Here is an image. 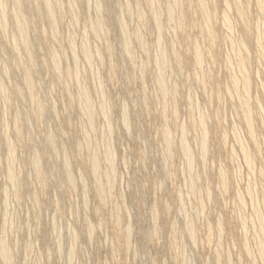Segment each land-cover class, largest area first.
<instances>
[{
	"label": "rangeland",
	"instance_id": "374dc122",
	"mask_svg": "<svg viewBox=\"0 0 264 264\" xmlns=\"http://www.w3.org/2000/svg\"><path fill=\"white\" fill-rule=\"evenodd\" d=\"M36 1H0V264H263L262 1L50 0L51 12Z\"/></svg>",
	"mask_w": 264,
	"mask_h": 264
},
{
	"label": "bare ground",
	"instance_id": "6f19581e",
	"mask_svg": "<svg viewBox=\"0 0 264 264\" xmlns=\"http://www.w3.org/2000/svg\"><path fill=\"white\" fill-rule=\"evenodd\" d=\"M0 1H1V0H0ZM15 1H16V3H18L19 0H15ZM35 1H36V0H35ZM49 1H50V0H45V2H44V3H45V4H44V7L46 6L48 12H51V11H52V8L54 9V7L51 8V6L49 5ZM156 1H157V0H156ZM156 1H154V2H156ZM179 1H180V0H179ZM198 1H199V0H198ZM203 1H204V0H203ZM234 1H235V0H234ZM234 1H233V3H234ZM237 1H238V0H237ZM257 1H258V0H257ZM257 1H256V2H257ZM261 1H262V4H264V3H263V0H261ZM2 2H3V1H2ZM57 2H60V1H57ZM97 2H98V1H97ZM147 2H148V1H147ZM149 2H150V1H149ZM170 2H171V1H170ZM4 3H5V2H4ZM4 3H3V5H4ZM14 3H15V2H14ZM53 3H54V1H53ZM60 3H61V2H60ZM172 3H173V2H172ZM174 3H175V2H174ZM204 3H206V2H204ZM238 3L241 4L240 2H238ZM245 3H247V2H245ZM0 4H1V2H0ZM12 4H13V0H12ZM34 4H37V1H36ZM34 4H33V5H34ZM95 4H96V6L100 7L99 2H98V5H97V3H95ZM150 4H151V3H150ZM152 4H153V3H152ZM156 4H157V3H156ZM156 4H155V5H156ZM167 4H168V3H167ZM202 4H203V3H202ZM202 4H200V5H202ZM258 4L260 5V7H259L260 10H264V7L261 5V2H258ZM258 4H257V5H258ZM1 5H2V4H1ZM1 5H0V6H1ZM13 5H14V4H13ZM15 5H19V4H15ZM20 5H21V4H20ZM51 5H53V4H51ZM55 5H56V3H55ZM157 5H158V4H157ZM180 5H181V2H180ZM206 5H207V4H206ZM228 5H229V4H228ZM228 5H226V7H227ZM242 5H243V4H242ZM242 5H241V6H242ZM57 6H59V4H58ZM158 6H159V5H158ZM158 6H156V8H158ZM202 6H204V4H203ZM234 6H236V5H234ZM3 7H4V6H3ZM3 7H2V10H1V11H2V15H3ZM5 7H6V6H5ZM14 7H16V6H14ZM18 7H20V6H18ZM152 7L154 8V6H152ZM152 7H151V8H152ZM172 7H173V6H172ZM176 7H178V6L176 5ZM176 7H175V8H176ZM181 7H182V6H181ZM199 7H200V6H199ZM230 7H231V6H230ZM236 7H237V6H236ZM20 8H21V7H20ZM20 8H19V9H20ZM33 8H34V7H33ZM38 8H39V7H38ZM38 8H37V5H36V9H37V10H38ZM56 8H57V7H56ZM151 8H150V9H151ZM203 8H204V7H202V9L200 10L201 12L203 11ZM206 8H207V7H206ZM241 8H242V7H241ZM257 8H258V7H257ZM259 8H258V9H259ZM0 9H1V8H0ZM6 9H7V8H6ZM15 9H16V8H15ZM22 9H23V8H22ZM22 9H21V10H22ZM61 9H62V8H61ZM127 9H128V8H127ZM138 9H139V8H138ZM161 9H162V8H161ZM168 9H170V7H169ZM181 9H182V8H181ZM229 9H230V8L228 7V10H227V11H230V10H231V9H230V10H229ZM235 9H236V8H235ZM246 9H247V7H246ZM57 10H58V9H57ZM96 10H100V9H99V8H96ZM207 10H208V9H207ZM236 10H237V9H236ZM239 10H241V9H239ZM244 10H245V9H244ZM260 10H258V11L260 12ZM14 11H15V10H14ZM127 11H129V10H127ZM153 11H154V10H151V12H153ZM242 11H243V10H242ZM242 11H240V12H242ZM4 12H5V10H4ZM17 12H18V14H21V13H19V10H18ZM45 12H46V11H45ZM58 12H59V11H58ZM58 12H57V13H58ZM166 12H168V11H166ZM176 12H177V8H176ZM179 12H180V11H179ZM207 12L209 13V10H208ZM207 12H206V13H207ZM14 13H15V12H14ZM53 13H54V11H53ZM97 13H98V12H97ZM154 13H155V12H154ZM158 13H159V12H158ZM168 13H169V15H168ZM168 13H167V16H170L171 18H173L174 14H175V13L173 12V8H171V9L169 10ZM180 13H182V12H180ZM206 13H205V14H206ZM213 13H214V12H213ZM236 13H239V12L236 11ZM243 13H244V12H243ZM246 13H247V12H246ZM246 13H245V14H246ZM260 13H261V12H260ZM15 14H16V13H15ZM152 14H153V13H152ZM239 14H241V13H239ZM2 15H1V17H2ZM4 15H7V13H5ZM13 15H14V14H13ZM13 15H12V16H13ZM25 15H26V14H25ZM51 15L55 16L54 14H50V16H51ZM139 15H140V12H139ZM178 15L180 16V14H178ZM182 15H183V14H182ZM242 15H244V14H242ZM14 16H15V15H14ZM14 16H13V17H14ZM16 16H17V15H16ZM143 16H144V15H143ZM154 16H155V14H154ZM186 16H187V15H186ZM202 16H203V15H202ZM204 16H205V15H204ZM206 16H207V15H206ZM209 16H210V15H209ZM211 16H212V15H211ZM239 16H240V15H239ZM248 16H249V15H248ZM3 17H4V16H3ZM3 17H2V18H3ZM5 17H6V16H5ZM5 17H4V20L7 19V18H5ZM18 17H19V16H18ZM22 17H23V18H22ZM22 17L19 18L18 20H16L17 22H19L18 25H16V26H18V27H16V28H17V30L19 29L18 31H19L20 37H22V39L25 40L26 46H27V48H28V47H29V43H27V42H29V40H27V38H28L29 36L26 35V31H27V28H28V27L26 26V20L24 19L23 14H22ZM100 17H101V16H100ZM170 17H169V18H170ZM174 17H175V16H174ZM176 17H177V14H176ZM182 17H183V16H182ZM182 17H181V19H182ZM207 17H208V16H207ZM213 17H214V16H213ZM224 17H225L224 19H225L226 21H228L227 18H230V17H228L227 13H226V15H225ZM245 17H246V15H245ZM262 17H263V16H262ZM49 18H50V17H49ZM96 18H97V17H96ZM153 18H155V17H153ZM184 18H185V17H184ZM184 18H183V19H184ZM202 18H203V17H202ZM209 18H210V17H209ZM211 18H212V17H211ZM211 18H210V19H211ZM239 18H240V17H239ZM247 18H249V17H247ZM23 19L25 20V22H24ZM46 19H47V18H46ZM155 19H156V18H155ZM155 19H154V20H155ZM175 19H176V18H175ZM241 19H242V18H241ZM0 20H1V21H0V25H2V24L4 23V21H3L1 18H0ZM49 20H50V19H49ZM95 20L97 21L98 18L95 19ZM140 20H141V19H140ZM144 20H145V18H144ZM178 20L180 21V19H178ZM203 20H204V19H203ZM225 20H224V21H225ZM230 20H231V19H230ZM230 20H229L228 23H231ZM16 21H15V22H16ZM50 21H51V20H50ZM74 21H76V20H74ZM98 21H103V19L98 20ZM179 21H177V22H179ZM226 21L224 22L225 25L228 24V23H226ZM245 21H246V20H245ZM5 22L7 23V20H6ZM155 22H156V20H155ZM204 22H206V20H204ZM210 22H211V21H210ZM243 22H244V20L241 21V23H242V24H245V23H243ZM263 22H264V21H263ZM96 23H97V22H96ZM158 23H159V22H158ZM248 23H249V22H248ZM16 24H17V23H16ZM27 24H29V23H27ZM50 24H51V23H50ZM54 24H55V22H54ZM92 24H93V23H92ZM98 24H99V23H98ZM101 24H102V23H101ZM101 24L99 25L100 27L102 26ZM246 24H247V22H246ZM246 24H245V25H246ZM3 25L6 26L5 24H3ZM3 25H2V27H3ZM56 25H57V24H56ZM178 25H180V24L178 23ZM225 25H224V26H225ZM228 25H229V24H228ZM91 26H93V25H91ZM204 26L206 27V24H205ZM229 26H230V25H229ZM229 26H228V27H229ZM26 27H27V28H26ZM55 27H56V28H54V29H55V31H56V30H57V26H55ZM104 27H105V26H104ZM124 27H125V26H124ZM209 27H210V26H209ZM226 27H227V26H225V28H226ZM228 27H227L226 29H228L227 31L229 32L230 29H231L232 27H231L230 29H229ZM256 27H257V29L259 28L257 25H256ZM256 27H255V28H256ZM4 28H5V27H4ZM4 28H2V29H4ZM51 28H52V27H51ZM92 28H93V27H92ZM178 28H179V27H178ZM241 28H243V27L241 26ZM245 28H247V27H245ZM255 28H254V29H255ZM206 29H207V28H206ZM247 29H249V28H247ZM17 30H16V31H17ZM28 30H29V29H28ZM93 30H94V29H93ZM120 30H122V28H121ZM125 30H126V28H125ZM208 30H209V28H208ZM211 30H212V29H211ZM211 30H209L208 32H211ZM224 30H225V29H224ZM243 30H244V29H243ZM243 30H242V31H243ZM126 31H127V30H126ZM178 31H179V30H178ZM245 31H246V30H245ZM248 31H249V30H248ZM248 31H246V32H248ZM257 31H258V30H257ZM263 31H264V30H263ZM139 32H140V31H139ZM159 32H160V31H159ZM208 32H207V33H208ZM231 32H232V31H231ZM231 32H230V34H231ZM261 32H262V31H261ZM4 33H6V32H3V34H4ZM102 33H103V32H102ZM127 33H128V32H127ZM135 33H137V32H135ZM253 33H254V31H253ZM258 33H260V32H258ZM51 34L53 35L52 32H51ZM56 34H57V33H56ZM94 34H95V33H94ZM121 34H122V33H121ZM137 34H138V33H137ZM137 34H136V35H137ZM141 34H142V33H141ZM208 34H209V33H208ZM210 34H211V33H210ZM210 34H209V35H210ZM245 34H247V33H245ZM263 34H264V33H263ZM124 35H125V34H124ZM128 35H129V34H127V37H128ZM136 35H135V38L137 37ZM139 35H140V34H139ZM243 35H244V33H243ZM257 35H258V34H257ZM257 35H256L255 37H253V38H255V40H257V38H258ZM26 36H27V37H26ZM53 36H54V35H53ZM141 36H142V35H141ZM176 36H177V35H176ZM224 36H225V35H224ZM244 36H245V35H244ZM261 36H262V35H261ZM263 36H264V35H263ZM13 37H15V36H13ZM211 37H213V36H211ZM216 37H217V36H216ZM233 37H234V36H233ZM245 37H246V36H245ZM123 38H124V37H123ZM139 38H140V37H139ZM213 38H214V37H213ZM259 38H260V36H259ZM12 39H13V38H12ZM136 39H137V38H136ZM136 39H135V40H136ZM224 39H225V38H224ZM230 39H231V38H230ZM230 39H229V40H230ZM236 39H238V38H236ZM236 39H235V40H236ZM240 39H241V37H240ZM20 40H21V39H20ZM159 40H160V38H159ZM242 40H243V39H242ZM245 40H246V38H245ZM263 40H264V39H263ZM26 41H27V42H26ZM136 41H137V42H140V41H138V40H136ZM157 41H158V40H157ZM175 41H176V40H175ZM211 41H212V40H211ZM243 41H244V40H243ZM243 41H242V42H243ZM15 42H16V41H15ZM15 42H14V43H15ZM22 42H23V41H22ZM22 42H21V43H22ZM128 42H129V41H128ZM142 42H143V41H142ZM142 42H141L140 44H142ZM193 42L197 44V42H195V41H193ZM229 42H230V41H229ZM237 42H239V41H237ZM255 42H259V41H255ZM14 43H13V45H14ZM16 43H17V42H16ZM25 43H24V44H25ZM123 43H124V42H123ZM129 43H130V42H129ZM160 43H161V41L159 42V44H160ZM175 43H176V42H175ZM194 43H193V44H194ZM211 43H213V41H212ZM239 43H241V42H239ZM261 43H262V42H261ZM22 44H23V43H22ZM125 44H126V43H125ZM137 44H138V43H137ZM159 44L157 43V47L159 46ZM230 44H231V43H230ZM235 44H236V43H235ZM241 44H244V43H241ZM130 45H131V44H130ZM130 45H129V46H130ZM161 45H162V44H161ZM213 45H214V44H213ZM232 45H233V43H232ZM239 45H240V44H239ZM245 45H246V42H245ZM245 45H244V47H245ZM260 45H261V44H260ZM260 45H259V46H260ZM14 46H15V45H14ZM14 46H12V47H14ZM129 46H128V47H129ZM143 46H145V45H143ZM171 46H172V45H171ZM193 46H194V45H193ZM195 46H196V45H195ZM197 46H199V45L197 44ZM206 46H207V45H206ZM211 46H212V45H211ZM234 46H235V45H234ZM234 46H233V48H234ZM240 46H241V45H240ZM242 46H243V45H242ZM257 46H258V44L256 45V47H257ZM263 46H264V45H263ZM12 47H11V48H12ZM85 47H87V46H85ZM85 47H84L82 50H84ZM130 47H131V46H130ZM130 47H129V48H130ZM145 47H146V46H145ZM160 47H161V46H160ZM18 48H19V47H18ZM18 48H16V49L14 48L15 50H14V49H13V50L16 51ZM27 48H26V50H28ZM88 48H89V47H88ZM88 48H87V49H88ZM162 48H163V45H162ZM166 48H167V47H166ZM193 48H195V47H193ZM197 48H198V47H196V49H197ZM199 48H200V47H199ZM233 48H232V49H233ZM245 48H246V47H245ZM107 49H108V48H107ZM123 49H124V48H123ZM126 49H127V48H126ZM175 49H176V48H175ZM256 49H257V48H256ZM260 49H263V48L260 47ZM88 50H90V52H91V49H90V48H89ZM88 50H87V51H88ZM159 50H160V49H159ZM164 50H165V48H164ZM167 50H168V49H167ZM197 50H198V49H197ZM247 50H248V49H245L246 54H247ZM87 51H86V52H87ZM107 51H108V50H107ZM124 51H125V53H126V50H124ZM128 51H130V50H128ZM128 51H127V52H128ZM161 51H162V50H161ZM195 51H196V50H195ZM195 51H194V52H195ZM198 51H199V50H198ZM198 51H197V52H198ZM259 51H260V50H259ZM262 51H263V54H262V55H263V57H264V49H263ZM262 51H260V53H261ZM73 52H74V51H73ZM86 52H85V54H86ZM90 52H89V53H90ZM97 52H98V51H97ZM158 52H159V51H158ZM162 52H163V51H162ZM175 52H176V50H175ZM177 52H178V51H177ZM197 52H196V53H197ZM15 53H16V52H15ZM19 53H20V52H19ZM55 53H56V52H54V55L56 56ZM89 53H88V54H89ZM236 53H237V50H236ZM239 53H240V52H238L237 55H239ZM241 53H243V52H241ZM28 54H29V53H28ZM85 54H84V56H86ZM99 54H100V53H99ZM177 54H178V53H177ZM233 54H234V53H233ZM257 54L259 55V52H258ZM16 55H17V54H16ZM29 55H30V54H29ZM91 55H92V54H91ZM128 55H129V54H128ZM128 55H127V57H128ZM130 55H131V54H130ZM158 55H159V54H158ZM160 55H162V54H160ZM160 55H159V56H160ZM174 55H175V53H174ZM196 55H197V56H195V57H197V59H198V63H199V58H201V56L199 57L198 54H196ZM203 55H204V54H203ZM237 55H236V56L234 55L235 57H233V59H234V58H235V59H238L239 63H237V62H236V63L239 64L241 67H242L243 65H244V67H246L245 64H246V61H247V60H246L245 58H243V57H242V58H238ZM262 55H261V56H262ZM17 56H18V55H17ZM30 56H31V55H30ZM88 56H89V55H88ZM88 56H87V57H88ZM132 56H134V55H132ZM20 57H21V56H20ZM20 57H19V58H20ZM51 57H53V56L51 55ZM58 57H59V56H58ZM92 57H93V56H92ZM161 57H162V56H160V58H161ZM51 59H52V58H51ZM74 59H75V57H74ZM164 59H165V55H164ZM178 59H179V57H178ZM230 59H232V58H230ZM131 60H132V59H131ZM156 60H157V59H156ZM160 60H162V59H160ZM179 60H180V59H179ZM181 60H182V59H181ZM202 60H203V59H202ZM13 61H14V60H13ZM169 61H170V60H169ZM231 61H232V60H231ZM57 62H58V65L56 64ZM74 62L77 63V60L75 59ZM161 62H162V61H161ZM178 62H179V61H178ZM233 62H235V60H234ZM233 62H232V63H233ZM59 63H60L59 61H56V62H55V65L59 66ZM88 63H89V61H88ZM90 63H91V61H90ZM156 63H157V65H161V64H158L157 61H156ZM192 63H193V62H192ZM194 63H195V62H194ZM232 63L230 62L229 65L232 64ZM236 63H234V64H236ZM248 63H249V61H248ZM2 64H3V63H2ZM13 64H14V62H13ZM16 64H17V63H16ZM166 64H167V63H166ZM169 64H170V62H169ZM180 64H181V63H180ZM237 64H236V65H237ZM3 65H4V64H3ZM20 65H21V64H20ZM23 65H24V63H23ZM52 65H53V64H52ZM89 65H91V64H89ZM163 65H164V63H163ZM163 65H162V66H163ZM4 66H6V64H5ZM4 66H3L2 68H5ZM17 66H18V65H17ZM165 66H166V65H165ZM230 66H231V65H230ZM237 66H238V65H237ZM248 66H249V65H248ZM20 67H21V66H20ZM53 67H54V66H53ZM91 67H92V66H91ZM156 67H158V66H156ZM160 67H161V66H160ZM200 67H201V65H200ZM232 67H233V65H232ZM232 67H231V68H232ZM55 68H56V67H55ZM55 68H53V69H55ZM59 68H61V64H60ZM143 68H145V67H143ZM162 68H163V67H162ZM167 68H168V67H167ZM204 68H205V67H204ZM231 68H230V69H231ZM236 68H237V70L239 69L238 67H236ZM6 69H7V68H6ZM6 69L4 70V72L8 70V69H7V70H6ZM230 69H229V70H230ZM240 69H241V68H240ZM2 70H3V69H2ZM56 70H59L58 67H57ZM60 70H61V69H60ZM60 70H59V72H60ZM231 70H232V69H231ZM243 70H244V69H243ZM141 71H142V70H141ZM144 71H145V69H144ZM157 71L159 72V69H158V68H157ZM198 71H199V70H198ZM204 71H205V70H204ZM241 71H242V70H241ZM246 71H247V70H246ZM246 71H245V73H246ZM29 72H30V71H29ZM29 72H28V73H29ZM54 72H55V71H54ZM139 72H140V71H139ZM158 72H157V73H158ZM5 73H6V72H5ZM57 73H58V72H57ZM162 73H164V72L162 71ZM240 73H241V75H244V73H242V72H240ZM263 73H264V72H263ZM2 74H3V73H2ZM8 74H9V73H8ZM25 74H26V72H25ZM30 74H31V73H30ZM30 74H29V75H30ZM75 74L78 75V73H75ZM180 74H181V73H180ZM202 74H203V73H202ZM247 74H248V72H247ZM5 75H6V74H5ZM27 75H28V74H27ZM56 75H57V74H56ZM58 75H59V74H58ZM163 75H165V74H163ZM166 75H167V74H166ZM166 75H165V76H166ZM200 75H201V74H200ZM232 75H234V74H232ZM232 75H231V78H233ZM25 76H26V75H25ZM59 76H60V75H59ZM74 76H75V75H74ZM140 76H141V75H140ZM194 76H195V75H194ZM197 76H198V75H197ZM197 76H196V77H197ZM235 76H236V74H235ZM245 76H246V75H245ZM249 76H250V74H249ZM75 77H76V76H75ZM77 77H78V76H77ZM202 77H203V76H202ZM241 77L243 78V76H241ZM247 77H248V76H247ZM58 78H59V79H62V78H60V77H58ZM96 78H98V77H96ZM142 78H143V77H142ZM157 78H158V77H157ZM235 78H236V80H237V77H235ZM248 78H249V77H248ZM248 78H244L245 80L243 79L244 82H242V83H243V85H242L243 87L241 86L242 89H244V88L246 87V90H248V89H247V87L249 88V86H248V84H249V83H248ZM27 79H28V78H27ZM29 79H30V78H29ZM29 79H28V81H29ZM161 79H162V80H160V81L162 82V81L164 80V78H161ZM166 79H167V78H166ZM197 79H198V77H197ZM197 79H196V80H197ZM233 79H234V78H233ZM233 79H232V80H233ZM230 80H231V79H230ZM236 80H233V84H234V85H239V82H237ZM77 81H78V79H77ZM96 81H97V79H96ZM158 81H159V79H158ZM158 81H157V82H158ZM160 81H159V82H160ZM198 81H199V79H198ZM238 81H239V80H238ZM250 81H251V80H250ZM250 81H249V82H250ZM99 82H100V81H99ZM99 82H98V84H99ZM161 82H160V83H161ZM163 82H164V81H163ZM28 83H30V82H28ZM78 83H79V82H78ZM200 83H202V82L200 81ZM203 83H204V82H203ZM203 83H202V84H203ZM242 83H241V84H242ZM26 84H27V83H26ZM31 84H32V83H31ZM165 85H166V84H165ZM200 85H201V84H200ZM231 85H232V84H230V87H231ZM31 86H32V85H31ZM80 86H81V85H80ZM100 86H101V85H100ZM160 86H161V85H160ZM203 86H204V85H202V87H203ZM5 87H6V86H5ZM13 87H14V86H13ZM27 87H28V84H27ZM101 87H102V86H101ZM162 87H163V85L161 86V88H162ZM164 87H165V86H164ZM238 87H239V86H238ZM29 88H30V87H29ZM78 88H79V90L84 89V88H81V87H78ZM80 88H81V89H80ZM96 88H97V87H96ZM102 88H103V87H102ZM161 88H160V89H161ZM165 88H166V87H165ZM165 88H164V91H163V92H165ZM86 89H87V88H86ZM228 89H230V88H228ZM233 89H234V88H233ZM18 90H19V89H18ZM87 90H88V89H87ZM203 90H204V89H203ZM225 90L228 91L227 88H226ZM236 90L238 91V92H237V91H236V92L239 93V90H240V89L238 90V89L236 88ZM2 91H3V90H1V93H2ZM28 91H29V90H28ZM88 91H89V90H88ZM167 91H168V90H167ZM167 91H166V92H167ZM173 91H175V89H174ZM243 91H244V90H243ZM248 91H250V88H249ZM29 92H30V91H29ZM78 92H79V91H78ZM84 92H85V89H84ZM163 92H162V94H163ZM175 92H176V91H175ZM175 92H174V93H175ZM228 92H229V91H228ZM234 92H235V90H234ZM236 92H235V93H236ZM240 92H241V91H240ZM245 92H246V91H245ZM31 93H32V91H31ZM89 93H90V92H89ZM3 94L5 95V92H3ZM82 94H83V92H82ZM85 94H86V92H85ZM85 94H84V95H85ZM166 94H167V93H166ZM169 94H170V93H169ZM247 94H248L249 97H250V93H249V92H248V93L246 92V95H247ZM4 95H3V96H4ZM23 95H24V94H23ZM28 95H31V94H28ZM219 95H220V94H219ZM229 95H230V94H229ZM6 96H7V94H6ZM32 96H33V95H31V97H32ZM79 96H82V95L80 94ZM87 96H88V95H87ZM90 96H91V95H90ZM103 96H104V94H103ZM163 96H164V94H163ZM165 96H167V95H165ZM165 96H164V97H165ZM234 96H235V95H234ZM31 97H30V98H31ZM83 97H84V96H83ZM240 97H241V96H240ZM249 97L247 96V98H249ZM3 98H4V97H3ZM84 98L86 99V97H84ZM90 98H91V97H90ZM103 98H104V97H103ZM238 98H239V97H238ZM4 99H5V98H4ZM88 99H89V97H88ZM88 99H86V103L83 104L84 106H87L88 103L90 104V101H89ZM104 99H105V98H104ZM31 100H32V98H31ZM90 100H91V99H90ZM105 100H106V99H105ZM249 100H250V98L248 99V101H249ZM34 101H35V100H34ZM80 101H81V99H80ZM91 101H92V100H91ZM101 101H102V100H101ZM101 101H99V102H101ZM240 101H242V100H240ZM84 102H85V101H84ZM249 102H250V101H249ZM239 103H240V102H239ZM243 103H244V102H243ZM245 103H247V101H245ZM79 104H80V103H79ZM79 104H78V106H79ZM85 104H86V105H85ZM89 104H88V105H89ZM102 104H103V102L100 103V105H99V106L101 107V109H102V107H103V110L106 109V107H104V105L102 106ZM247 104L249 105V103H247ZM250 104H251V103H250ZM105 105H106V102H105ZM36 106H37V105H36ZM84 106H83V107H84ZM89 106H90V105H89ZM89 106H88V108H91V107H89ZM91 106L93 107V105H91ZM107 106H108V105H107ZM245 106H247V105L245 104ZM245 106H244V108H245ZM250 106H251V105H250ZM191 107H192V106H191ZM93 108H94V107H93ZM109 108H110V107H109ZM250 108H252V107H248V108L245 109V112H246V115H247V116H248V114H249V110H250ZM80 109H81L82 111L85 110V109H82V108H80ZM111 109H112V108H111ZM192 109H193V111H194V108H192ZM239 109H240V108H239ZM248 109H249V110H248ZM40 110H41V109H40ZM93 110H94V109H93ZM103 110H102V111H103ZM82 111H81V112H82ZM91 111H92V110H91ZM111 111H112V110H111ZM40 112H41V111H40ZM85 112H86V111H85ZM89 112H90V111H89ZM94 112H95V111H94ZM103 112H104V111H103ZM107 112L110 113L108 110H107ZM86 113H87V112H86ZM123 113H124V112H123ZM127 113H128V112H127ZM240 113H241V112H240ZM39 114H40V113L38 112V115H39ZM91 114H92V113H91ZM91 114H90V115L88 114V115L91 116ZM124 114H126V110H125V113H124ZM242 114H243V113H242ZM41 115H42V114H41ZM85 115H86V114H85ZM85 115H84V112H83V116H85ZM105 115H106V114H105ZM199 115H201V113H200ZM202 115H203V112H202ZM106 116H108V115H106ZM125 116H126V115H125ZM125 116H123V121H124V119H125ZM203 116H204V118H203ZM203 116H202V118L205 119V115H203ZM206 116H207V115H206ZM39 117H40V116H39ZM93 117H94V116H93ZM127 117H128V114H127ZM244 117H245V115H244ZM18 118H19V117H18ZM88 118H89V117H88ZM88 118H87L88 123H91V122H90L91 120L89 121ZM198 118H199V121H200V118H201V117H198ZM245 118H246V117H245ZM247 118H248V117H247ZM92 119H93V118H92ZM105 119L107 120V119H109V118L106 117ZM126 119H127V118H126ZM248 119H249V118H248ZM248 119H247V120H248ZM245 120H246V119H245ZM93 121H94V120H93ZM202 121H203V120L201 119V122H202ZM206 121H207V120H206ZM206 121H204L203 123H206ZM243 121H244V120H243ZM250 121H251V119H250ZM252 121H253V120H252ZM248 122H249V120H248ZM4 123H5V121H4ZM108 123H109V122H108ZM123 123H124V122H123ZM126 123H127V121L125 120V126H126V127H129V125L126 124ZM203 123H201V124L199 123V124L202 126ZM251 123H253V122H251ZM196 124H197V123H196ZM248 124H250V122H249ZM93 125H94V122H93ZM127 125H128V126H127ZM246 125H247V123H246ZM250 125H251V124H250ZM90 126H91V125H89V127H90ZM201 126H200V127H201ZM205 126H206V124H205ZM247 126H248V125H247ZM89 127H88V128H89ZM203 127H204V126H203ZM93 128H94V127H91V129H93ZM91 129H89V130H91ZM182 129H183V128H182ZM202 129H203V128H202ZM205 129H206V128H204V130H205ZM254 129H255V128H254ZM184 130H185V129H183V131H182L183 133H185ZM250 130H253V129L250 128ZM164 131H165V129H164ZM165 132H166L167 135L169 134L167 131H165ZM247 132H248V131H247ZM249 132H250V131H249ZM255 132H256V131H255ZM255 132H254V133H255ZM206 133H207V131H206ZM181 134H182V133H181ZM200 134H201V133H200ZM206 135H207V134H206ZM254 135H256V134H254ZM168 136H169V135H168ZM168 136H167V137H168ZM182 136H183V135H182ZM249 136H250V135H249ZM251 136H253V134H252ZM167 137H165V138H167ZM169 137H170V136H169ZM169 137H168V138H169ZM184 137H185V136H184ZM184 137H183V139H184ZM48 138H51V137H48ZM84 138H85V137H84ZM87 138H88V135H87ZM87 138H86V139H87ZM207 138H208V136H207ZM254 138H255V136H254ZM86 139H85V141H86ZM185 139H186V138H185ZM200 139H201V138H200ZM169 140H170V139H169ZM169 140H166V141H169ZM204 140H207V139H206V138L203 139V140L201 139V141H203V142H201V144H202L201 146L204 147V149H205V146H207V145H205V141H204ZM7 141H9V140L7 139ZM52 141H53V140H52ZM171 141H172V140H171ZM239 141L241 142V140H239ZM5 142H6V141H5ZM9 142H10V141H9ZM207 142H208V141H207ZM240 142H239V143H240ZM252 142H253V141H252ZM50 143H51V140H50ZM166 143H167V142H166ZM169 143H171V145H172V142L169 141ZM182 143H183V141H182ZM241 143H242V142H241ZM11 144H12V143H11ZM48 144H49V142H48ZM12 145H13V144H12ZM52 145H53V144H52ZM52 145H51V147H52ZM88 145H89V144H88ZM255 145H256V143H255ZM81 146H82V145H81ZM181 146L183 147L182 144H181ZM184 146H188V147H189V149H188V147H187V148L184 147V148H185V151H186V155H187V154H188L190 151H192V150H190V146L188 145V143H187V145H184ZM199 146H200V144H199ZM8 147H9V146H8ZM78 147H79V146H78ZM167 147H168V149H169L170 145L167 146ZM10 148H11V147H10ZM87 148H88V147H87ZM89 148H90V146H89ZM108 148H110V147H108ZM108 148H107V149H108ZM244 148H245V147H244ZM53 149H54V148H53ZM80 149H81V148H80ZM89 150H90V149H89ZM92 150H93V149H92ZM181 150H183V149H181ZM188 150H189V151H188ZM199 150H200V149H199ZM206 150H207V149H206ZM247 150H248V149L245 148L244 150H242V153H243V152L246 153ZM13 151H14V150H13ZM86 151H87V150H86ZM9 152H10V151H9ZM35 152H36V151H35ZM94 152H95V151H94ZM107 152H108V153L111 152L110 149H109V150H106V153H107ZM183 152H184V151H183ZM204 152H207V151H204ZM11 153H12V152H11ZM92 153H93V152H92ZM108 153H107V154H108ZM111 153H112V152H111ZM184 153H185V152H184ZM93 154H94V153H93ZM202 154H203V153H202ZM247 154H249V150H248ZM8 155H11V154L8 153ZM13 155H14V154H13ZM13 155H11V157H12ZM35 155H36V153H35ZM37 155H38V154H37ZM95 155H97V154L95 153ZM109 155H110V154H109ZM109 155L107 156V158H109V157L112 156V154H111V156H109ZM184 155H185V154H184ZM33 156H34V155H33ZM33 156H32V157H33ZM93 156H94V155H93ZM93 156H92V158H93ZM113 156H114V155H113ZM188 156L190 157L189 154H188ZM243 156H244V158L248 157V155H246V157H245L244 153H243ZM11 157L9 156V158H10L9 160H11V164H12L13 161H12V158H11ZM14 157H15V156H13V160H14ZM185 157H187V156H185ZM189 157H187L186 160H187ZM15 158H16V157H15ZM95 158H96V157H95ZM192 158H193V157H191V160L193 161ZM40 159H41V158H40ZM65 159H66V158H65ZM112 159H113V157H112ZM112 159H108V160L111 161ZM203 159H204V157H203ZM248 159H249V158H248ZM248 159H244V160H248ZM34 160H35V159H34ZM97 160H99V159H97ZM188 160H189V159H188ZM191 160H190V162H191ZM9 162H10V161H9ZM91 162H92V161H91ZM97 162H99V161H97ZM108 162H109V161H108ZM186 162H187V161H186ZM34 163L36 164V166H38V164H40L38 158H36V160L34 161ZM13 164H14V162H13ZM35 164H34V165H35ZM65 164L67 165V163H65ZM110 164H111V163H110ZM66 165H65V166H66ZM91 165H92V163H91ZM12 167H13V165H12ZM99 167H100V166H97L96 162H93V168H92V169H94V171L97 172V170H98ZM111 167H112V166H111ZM111 167H110V168H111ZM34 168H35V166H34ZM65 168H66V167H65ZM188 168H190V167H188ZM250 168H251V167H250ZM9 169H10V168H9ZM37 169H38V168H37ZM39 169H40V168H39ZM108 169H109V168H108ZM191 169H192V168H191ZM191 169H190V170H191ZM10 170H11V169H10ZM10 170H8V171H10ZM110 170H111V169H110ZM12 171H13V170H12ZM12 171H10V173H11ZM37 171H38V170H37ZM14 172H15V171H14ZM96 172H95V175H96ZM98 172H101V171H98ZM221 172H222V171H221ZM10 173H9V174H10ZM37 173H38V172H37ZM92 173H93V170H92ZM111 173H112V170H111ZM11 174H12V173H11ZM67 174H68V173H67ZM219 174H220V173H219ZM12 175H14V173H13ZM12 175H11V176H12ZM109 175H110V174H109ZM111 175H112V174H111ZM221 175H222V174H221ZM221 175H220V176H221ZM261 175H262V173H261ZM14 176H15V175H14ZM14 176H13V177H14ZM68 176H69V175H68ZM93 176H94V174H93ZM99 176H100V175H99ZM112 176H113V175H112ZM223 176H224V175H223ZM262 176H263V175H262ZM13 177H12V179H14ZM71 177H72V176H71ZM94 177L96 178V176H94ZM109 177H110V176H109ZM9 178H10V176H9ZM16 178H17V177H16ZM67 178H68V177H67ZM191 178H192V177H191ZM191 178H190V179H191ZM220 178H222V177H220ZM72 179H73V178H72ZM72 179H70V176H69V180H72ZM98 179H100V178H98ZM224 179H225V178H224ZM9 181H10V180H9ZM16 181H17V179H16ZM98 181H100V180H98ZM192 181H193V180H192ZM192 181H191V182H192ZM222 181H225V180H223V178H222ZM18 182H19V181H18ZM110 182H111V181H110ZM71 183H72V182H71ZM98 183H99V182H98ZM98 183H97V184H98ZM100 183H101V182H100ZM13 184H14V183H13ZM101 184H102V183H101ZM195 184H196V183H195ZM17 186H18V183H17ZM95 186H96V185H95ZM99 186H100V185H99ZM101 186H102V185H101ZM101 186H100V187H101ZM18 187H19V186H18ZM20 187H21V186H20ZM20 187H19V188H20ZM15 189H16V186H15ZM97 189H98V188H97ZM192 189H194V188H192ZM248 189H249V188H248ZM16 190H17V189H16ZM194 190H195V189H194ZM251 190H252V189H251ZM18 191H19V190H18ZM96 191H97V190H96ZM103 191H104V190H103ZM103 191L101 190L102 193H103ZM97 192H99V191H97ZM101 192H100V193H101ZM18 193H19V192H18ZM15 194H16V192H15ZM104 194H105V193H104ZM16 195H17V194H16ZM239 198H240V197H239ZM242 198H243V197H242ZM240 199H241V198H240ZM255 208H256V207H255ZM254 211H255V210H254ZM261 215H262V214H261ZM259 216H260V215H259ZM263 217H264V216H263ZM262 219H263V218H262ZM260 220H261V219H260ZM255 224H256V223H255ZM90 227H91V226H90ZM260 229H261V228H260ZM128 230H129V229H128ZM188 230H189V229H188ZM89 231H91V230H89ZM189 231H190V230H189ZM244 231H245V230H244ZM254 232H255V231H254ZM257 232H258V230H257ZM261 232H262V231H261ZM259 233H260V232H259ZM262 233H263V232H262ZM254 234H255V233H254ZM263 234H264V233H263ZM193 235H194V234H193ZM256 235H257V234H256ZM260 235H261V234H260ZM257 236H258V235H257ZM4 239H5V238H4ZM190 239H191V238H190ZM2 241H3V240H2ZM2 241H1V242H2ZM4 241H5V240H4ZM5 242H6V241H5ZM1 244H2V243H1ZM4 244H5V243H3L2 245L4 246ZM246 245H247V244H246ZM3 246H2V248H3ZM248 246H249V245H248ZM5 249H6V248L2 249V250H4V251L1 252V251H2V250H1L0 252L3 253L1 256H6V257H7V256H8V255H7V250H5ZM9 249H11V248H9ZM247 249H248V247H247ZM260 249H261V248H260ZM243 250H244V249H243ZM9 251H10V250H9ZM262 251H263V250H262ZM247 252H248V251H247ZM260 252H261V251H260ZM10 253H12V252H10ZM249 253H250V252H249ZM263 255H264V254H263ZM263 255H262V256H263ZM9 256H10V255H9ZM4 258H5V257H4ZM8 258H9V257H8ZM8 258H6V259L8 260ZM9 259H11V257H10ZM220 259H221V258H220ZM261 260H262V259H261ZM4 261H6V260L4 259ZM8 262H9V261H7V263H8ZM263 262H264V261H263ZM11 263H12V262H11ZM11 263H10V264H11ZM12 264H13V263H12ZM263 264H264V263H263Z\"/></svg>",
	"mask_w": 264,
	"mask_h": 264
}]
</instances>
